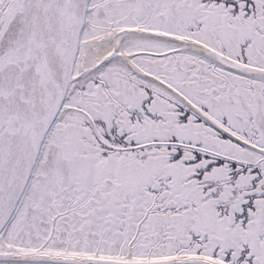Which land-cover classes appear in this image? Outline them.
I'll return each instance as SVG.
<instances>
[{
  "label": "snow or ice",
  "instance_id": "6c2138e0",
  "mask_svg": "<svg viewBox=\"0 0 264 264\" xmlns=\"http://www.w3.org/2000/svg\"><path fill=\"white\" fill-rule=\"evenodd\" d=\"M0 264H264V0H0Z\"/></svg>",
  "mask_w": 264,
  "mask_h": 264
}]
</instances>
